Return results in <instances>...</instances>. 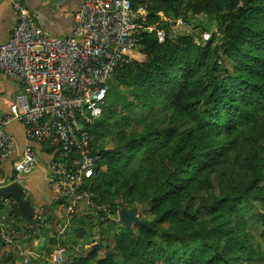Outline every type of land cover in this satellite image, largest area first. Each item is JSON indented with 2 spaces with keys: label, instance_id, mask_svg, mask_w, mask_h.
I'll return each mask as SVG.
<instances>
[{
  "label": "trees",
  "instance_id": "trees-1",
  "mask_svg": "<svg viewBox=\"0 0 264 264\" xmlns=\"http://www.w3.org/2000/svg\"><path fill=\"white\" fill-rule=\"evenodd\" d=\"M130 2L168 37L143 33L146 60L114 71L89 126L94 149L111 147L87 184L98 205L135 207L138 222L99 221L96 247L72 264H264V0ZM202 15L215 21L201 28L208 41L186 35Z\"/></svg>",
  "mask_w": 264,
  "mask_h": 264
},
{
  "label": "built area",
  "instance_id": "built-area-1",
  "mask_svg": "<svg viewBox=\"0 0 264 264\" xmlns=\"http://www.w3.org/2000/svg\"><path fill=\"white\" fill-rule=\"evenodd\" d=\"M12 7L17 22L9 38L0 43V74L19 78L24 91L15 95L7 112H0V166L14 150V139L6 127L11 121L21 123L27 144L15 165L14 181L31 173L38 163L29 142L47 144L52 150L47 184L62 201L63 219L57 234L64 233L81 202L91 212L100 211L96 217L103 224H118V210L98 205L87 184L97 174L102 151L109 149H94L89 126L101 116L112 75L138 50L140 36L153 34L162 43L168 33L156 23H147L146 5L134 8L130 0H83L73 13V29L64 36L41 28L23 2L13 1ZM157 14L170 22L162 12ZM186 35H193L188 28ZM201 38L208 41L211 33L202 32ZM1 201L10 210L12 201ZM42 219L41 207H37L27 225L31 238H37ZM10 224L15 221L7 212L0 217V243L16 252L18 264H34L33 250L20 243ZM60 246L56 264H72L68 246Z\"/></svg>",
  "mask_w": 264,
  "mask_h": 264
},
{
  "label": "crops",
  "instance_id": "crops-1",
  "mask_svg": "<svg viewBox=\"0 0 264 264\" xmlns=\"http://www.w3.org/2000/svg\"><path fill=\"white\" fill-rule=\"evenodd\" d=\"M13 1L16 0H0V43L5 42L11 33L12 28L15 26L17 19L15 11L12 7ZM28 6L30 13L32 14L35 22L43 29L48 31L52 35L64 36L71 32L74 26L73 13L83 3V0H19ZM179 25V24H178ZM178 25L174 30H177ZM189 27V26H188ZM211 31V30H210ZM135 54H139V51H135L132 55L133 60L143 62L146 60L137 59ZM24 91V85L19 78H10L0 74V112L5 113L9 107V104L14 99L15 95ZM7 131L12 135L14 139V150L11 158L3 162L0 166L1 178L0 186L6 185L14 180L15 165L22 153L23 148L27 144L25 139V131L21 123L11 121L6 127ZM35 149L38 155V163L35 169L29 173L22 175L18 178V182L22 187V195H26L27 200L31 202L33 211L37 207H41L42 222L40 223V232L36 236L37 238H31L25 219L19 213V215L13 216L15 225L10 224L14 228L16 236L19 238L20 243L25 246H29L35 255L34 264H56L55 259L59 256L58 250L60 244H63V235L57 234V225L63 219L61 205L58 204L55 193L48 187L47 175L48 164L51 159L50 147L45 143L29 142ZM9 210V207L1 201L0 198V217L5 215ZM19 212V211H18ZM92 212L81 202L78 204V211L68 223L66 229H69L67 235V252L71 253L76 259L81 254H89L91 249L96 247L90 240L91 238H97L99 236V224L98 218L94 225L91 227L88 216H92ZM98 223V224H97ZM87 224V226H86ZM78 225L86 227V229L77 228ZM102 227L105 225L101 224ZM91 227V230L89 229ZM106 229V228H105ZM83 233L82 235H79ZM103 245H109L106 242V231L101 235ZM41 239L43 240L41 242ZM37 240V243L35 242ZM98 240V239H97ZM65 253V251H64ZM64 257V254H61ZM101 257L98 255L97 260ZM96 261V260H95ZM94 263L92 264H95ZM0 264H18V256L8 246L0 243Z\"/></svg>",
  "mask_w": 264,
  "mask_h": 264
},
{
  "label": "water",
  "instance_id": "water-1",
  "mask_svg": "<svg viewBox=\"0 0 264 264\" xmlns=\"http://www.w3.org/2000/svg\"><path fill=\"white\" fill-rule=\"evenodd\" d=\"M22 187L18 182H12L6 185L0 186L1 198H12L16 201L17 209L28 223L32 219L33 209L31 202L24 200L21 196ZM118 224L125 228L130 229L134 223L138 222L137 209L135 207L127 208L123 204L120 205L117 211ZM43 240L41 239V242Z\"/></svg>",
  "mask_w": 264,
  "mask_h": 264
},
{
  "label": "rangeland",
  "instance_id": "rangeland-1",
  "mask_svg": "<svg viewBox=\"0 0 264 264\" xmlns=\"http://www.w3.org/2000/svg\"><path fill=\"white\" fill-rule=\"evenodd\" d=\"M200 21V22H199ZM211 24H215V21H213V19L210 21V19H208V17L207 16H200V17H198V19H196L195 21H194V23H192V25L194 26V30H192L193 31V35L194 36H197V35H199V34H201L200 33V31H201V28L202 27H204V26H206L207 28H210V26H211ZM189 28H190V26H189ZM212 28V27H211ZM200 29V30H199ZM213 30V29H212ZM211 33V32H210ZM138 49H140V48H138ZM134 57L137 59V57H138V59H140L141 61H143V59L145 60V58H146V55L145 54H143V53H141L140 51H139V54L137 55V54H135L134 55ZM110 86H111V81L109 82V85H108V87H109V90H110ZM112 126H114L113 124H112ZM100 142H101V146L102 147H104V146H108L109 148L111 147L110 146V143L109 142H107L106 141V139L105 138H103V139H101L100 140ZM9 200H11V199H9ZM92 216H88V219L90 220V224H92V225H90L91 227L94 225V221L96 220V218H95V216L94 215H96V213H94V211L92 212ZM98 221H99V219H98ZM112 222H108V223H104V227L106 228H108V227H110V224H111ZM98 224V223H97ZM165 226H166V224H164ZM86 226H87V224H86ZM91 227H89V229L91 230ZM77 228H82V229H86V227H83L82 225H78V227ZM106 228V229H107ZM68 232H69V229H66L65 231H64V233L62 234L63 235V238H62V240H63V245H65L66 246V248H67V235H68ZM253 235V237L254 238H258V232L257 231H252L251 232ZM105 240H106V242H108L109 243V245H111L112 244V239H111V234L110 233H108V236H106V238H105ZM263 243H264V241H262ZM264 247V246H263ZM69 255V254H68Z\"/></svg>",
  "mask_w": 264,
  "mask_h": 264
},
{
  "label": "clouds",
  "instance_id": "clouds-1",
  "mask_svg": "<svg viewBox=\"0 0 264 264\" xmlns=\"http://www.w3.org/2000/svg\"><path fill=\"white\" fill-rule=\"evenodd\" d=\"M21 196H22V194H21ZM1 198V197H0ZM8 199H10V198H8ZM137 217H138V215H137ZM32 220V219H31ZM30 223V222H29ZM103 225V224H102ZM119 225V224H118Z\"/></svg>",
  "mask_w": 264,
  "mask_h": 264
}]
</instances>
